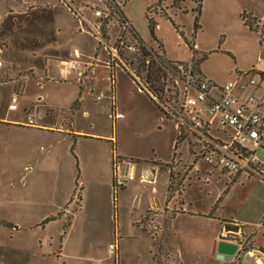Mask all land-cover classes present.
Listing matches in <instances>:
<instances>
[{
	"label": "rangeland",
	"instance_id": "1",
	"mask_svg": "<svg viewBox=\"0 0 264 264\" xmlns=\"http://www.w3.org/2000/svg\"><path fill=\"white\" fill-rule=\"evenodd\" d=\"M156 2L0 0V118L31 117L52 127L0 124V264H257L261 258L262 247L247 253L255 247L247 235L264 214V183L213 172L195 156L190 137L176 141L174 122L152 103L150 89L158 88L160 105L169 96L157 57L191 58L196 7L195 0ZM123 8L144 49L122 30L129 23ZM96 9L111 13L108 46L88 32L97 25ZM242 12L261 19L264 0H202L194 48L205 59L193 62L215 84H246V95L254 71L264 70V43L243 25ZM63 62L75 63L83 77ZM84 62L93 67L85 71ZM15 86L23 90L11 110ZM164 197L170 204L162 206ZM180 212L186 216L172 223ZM222 221L247 235L224 231ZM219 241L237 245L231 261L215 258ZM256 242L264 238L258 234Z\"/></svg>",
	"mask_w": 264,
	"mask_h": 264
},
{
	"label": "built area",
	"instance_id": "2",
	"mask_svg": "<svg viewBox=\"0 0 264 264\" xmlns=\"http://www.w3.org/2000/svg\"><path fill=\"white\" fill-rule=\"evenodd\" d=\"M94 15L98 18L97 25H91L88 32L97 38L98 44L108 46L103 28L108 27L107 19L111 13L103 14L96 9ZM126 29L131 32V25L125 20L122 30ZM109 50L112 60L118 58L116 46L109 47ZM157 59L160 73L167 75L165 91L169 96L164 105L161 104L162 107L156 100L157 94L150 96L163 115L174 122L176 136L179 139L190 137L197 148L195 156H199L213 172L220 171L230 181L244 175L264 183V156L257 155V151L264 154V88H260V81L263 80L250 79L252 91L245 95L246 84L236 86L230 81L215 84L194 70L192 58L176 63L168 62L162 55ZM63 65L66 69H75L72 62H63ZM236 87L239 91L237 94L234 93ZM257 89H260L259 94L256 93ZM15 102V98H12L9 105L11 110L16 109ZM115 116L121 117L120 114ZM24 124L37 125L31 117ZM258 227H263L262 221ZM112 251L113 247L110 246ZM258 254L264 263V248Z\"/></svg>",
	"mask_w": 264,
	"mask_h": 264
},
{
	"label": "trees",
	"instance_id": "3",
	"mask_svg": "<svg viewBox=\"0 0 264 264\" xmlns=\"http://www.w3.org/2000/svg\"><path fill=\"white\" fill-rule=\"evenodd\" d=\"M159 2H160V0H157L155 6H157L159 4ZM195 3H196V7L192 9V12H194V14H195L194 15V20H193V34L191 35L190 42H188L189 47H190V51H191V55H192L191 56L192 60H194L195 57L198 58V55H200V53L197 52L195 50V48H194V46H195V44H194V35L196 34V31L199 29L198 20H199L200 14H201L202 0H195ZM239 17H240L243 25L245 27H247V29L249 31L258 34L260 43H264V15H263V17L261 19H259V18L254 17L250 13L242 12L239 15ZM146 18H147V21H148V27H149L150 30H152L155 27V23L152 20V18H150L148 16H146ZM103 33H104L103 34L104 38L106 40H108V37L106 35V29L104 30V28H103ZM131 33H132L133 39L139 44L140 49H144L143 48L144 43L141 40V38L139 37V35L137 34V32L133 29V27H131ZM201 55H202L201 58H198L197 61H201V60L205 59V55L204 54H201ZM109 68L111 70V75H112L113 65L111 63H109ZM151 73H152V71H151ZM258 75H259L260 79L264 81V73H259ZM157 91H158V88H155L154 90L150 89L149 93L151 95H153V94H156ZM152 103L154 104V106L158 110H160V108L157 106L156 103H154L153 101H152ZM178 139L179 138L177 137L176 141H178ZM115 187H116V185L114 183L113 184V191H115V189H114ZM262 222H263V226H264V217H263Z\"/></svg>",
	"mask_w": 264,
	"mask_h": 264
},
{
	"label": "crops",
	"instance_id": "4",
	"mask_svg": "<svg viewBox=\"0 0 264 264\" xmlns=\"http://www.w3.org/2000/svg\"><path fill=\"white\" fill-rule=\"evenodd\" d=\"M123 15H124V17L129 21V23H130V25H131V27H133L132 26V24H131V21L129 20V18L127 17V15L124 13V8H123ZM133 29L135 30V28L133 27ZM136 31V30H135ZM144 43V42H143ZM144 45H145V43H144ZM195 47V46H194ZM196 48V47H195ZM163 58H164V56H163ZM165 59V58H164ZM166 60V59H165ZM73 63V62H72ZM85 64H84V68H85V71H87V69L89 70V69H91L92 67H93V65H89V62H84ZM74 64V66H75V69H73L74 71H76V73H77V76H78V78H81V77H83V75H84V71H77V67H76V64L75 63H73ZM66 70H71V69H66ZM254 73H255V76H257V80H259L260 79V77H259V73H264V70H262V69H260V70H256V71H254ZM81 74V75H80ZM261 80V79H260ZM260 88L261 89H263L264 88V81H260ZM17 86H15V87H13L12 88V92H14V94H13V96L11 97V100H12V98H15V101H16V96H17V94L18 93H21L22 92V90H23V87L21 88L22 90L20 91V90H18L17 88H16ZM252 91V90H251ZM256 93L257 94H259L260 93V89H257V91H256ZM11 104V103H10ZM0 124H3V125H9V126H12V127H18V128H21L23 125H25L24 124V122H22V123H18V121H15V120H13V119H10V118H0ZM20 125H21V127H20ZM26 126V125H25ZM38 127H39V130H49V129H52V127H46V126H44V125H37ZM24 127V126H23ZM30 127V126H29ZM257 155H259L260 157H263L264 156V154H263V152L262 151H257ZM168 190V184H167V188H166V191ZM166 204H170V203H168V200H166L165 199V197H164V200H163V204H162V206H164V205H166ZM160 208V207H159ZM159 208H156V207H152V208H148V209H159ZM184 209V208H183ZM183 211H185V209L183 210ZM183 216H186V214H182L181 212L180 213H176V215H175V217L173 218V222L172 223H174L178 218H180V217H183ZM188 216H194L193 214H191V215H188ZM263 217H264V214L262 215V219H261V221L263 220ZM260 221V222H261ZM259 222V223H260ZM222 228L226 225V224H233V223H229L228 221H222ZM237 224V223H236ZM235 225V224H234ZM240 229V231H241V233H243L244 235H247L244 231H243V229L240 227L239 228ZM257 230V231H256ZM261 235L262 236V238H264V226L263 227H260V228H257L256 227V229H255V231H254V233L253 234H251V235H247V236H252V239H253V241H255V247H250L248 250H247V253H249L250 252V250H256V249H258V248H260V247H262V248H264V242H263V244H257V242H256V236L257 235ZM254 244V243H253ZM256 248V249H255ZM246 253V254H247ZM211 254V253H210ZM217 254V251L215 252V255ZM191 255L193 256V257H197L198 255H196L195 253H191ZM214 255V256H215ZM257 259H259V260H261V262L263 263V261H262V259L261 258H257ZM256 262H257V260H256ZM264 264V263H263Z\"/></svg>",
	"mask_w": 264,
	"mask_h": 264
},
{
	"label": "water",
	"instance_id": "5",
	"mask_svg": "<svg viewBox=\"0 0 264 264\" xmlns=\"http://www.w3.org/2000/svg\"><path fill=\"white\" fill-rule=\"evenodd\" d=\"M226 232L237 233L240 231L239 227L234 224H226L223 227ZM237 251V245L225 241H219L217 244V254L215 255L216 259L231 261L233 255ZM262 263L261 260L257 259V264Z\"/></svg>",
	"mask_w": 264,
	"mask_h": 264
},
{
	"label": "bare ground",
	"instance_id": "6",
	"mask_svg": "<svg viewBox=\"0 0 264 264\" xmlns=\"http://www.w3.org/2000/svg\"><path fill=\"white\" fill-rule=\"evenodd\" d=\"M259 264H263V263H259Z\"/></svg>",
	"mask_w": 264,
	"mask_h": 264
}]
</instances>
